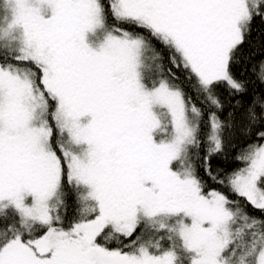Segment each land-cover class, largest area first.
Returning <instances> with one entry per match:
<instances>
[{
    "label": "snow or ice",
    "instance_id": "obj_1",
    "mask_svg": "<svg viewBox=\"0 0 264 264\" xmlns=\"http://www.w3.org/2000/svg\"><path fill=\"white\" fill-rule=\"evenodd\" d=\"M257 20L264 0H0V264H264Z\"/></svg>",
    "mask_w": 264,
    "mask_h": 264
},
{
    "label": "trees",
    "instance_id": "obj_2",
    "mask_svg": "<svg viewBox=\"0 0 264 264\" xmlns=\"http://www.w3.org/2000/svg\"><path fill=\"white\" fill-rule=\"evenodd\" d=\"M252 39L254 41L264 42V23H261L259 20H257L254 23V31L252 34ZM233 154L234 153H229L228 160L220 161L221 166L226 167V168L238 167L239 165L237 164V162L231 159ZM74 211H75V204H74V201L70 198L68 201V207H67V213H66L69 219H71L72 216L74 215ZM254 214L259 215V213H256V212H254Z\"/></svg>",
    "mask_w": 264,
    "mask_h": 264
}]
</instances>
